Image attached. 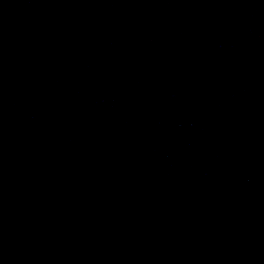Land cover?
<instances>
[{
    "label": "water",
    "instance_id": "obj_1",
    "mask_svg": "<svg viewBox=\"0 0 264 264\" xmlns=\"http://www.w3.org/2000/svg\"><path fill=\"white\" fill-rule=\"evenodd\" d=\"M0 264H264V0H0Z\"/></svg>",
    "mask_w": 264,
    "mask_h": 264
}]
</instances>
